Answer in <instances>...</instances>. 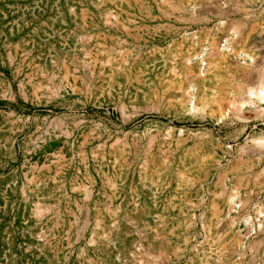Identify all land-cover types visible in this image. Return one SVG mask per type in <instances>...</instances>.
I'll list each match as a JSON object with an SVG mask.
<instances>
[{
	"label": "rangeland",
	"instance_id": "1",
	"mask_svg": "<svg viewBox=\"0 0 264 264\" xmlns=\"http://www.w3.org/2000/svg\"><path fill=\"white\" fill-rule=\"evenodd\" d=\"M263 76L264 0H0V264H264Z\"/></svg>",
	"mask_w": 264,
	"mask_h": 264
},
{
	"label": "bare ground",
	"instance_id": "2",
	"mask_svg": "<svg viewBox=\"0 0 264 264\" xmlns=\"http://www.w3.org/2000/svg\"><path fill=\"white\" fill-rule=\"evenodd\" d=\"M240 32V31H239ZM245 36V35H244ZM248 37V36H247ZM246 39V38H245ZM246 41V40H245ZM230 42V41H229ZM228 45V44H227ZM222 48V47H221ZM215 49V48H214ZM213 49V50H214ZM212 50V49H211ZM227 50V49H226ZM234 51V50H233ZM214 52V51H213ZM247 52H249V51H247ZM251 53V52H250ZM200 54V53H199ZM205 54V53H204ZM217 54H219V53H217ZM254 55V54H253ZM198 56V55H197ZM212 56H214V54H212ZM218 57V56H217ZM245 57H246V55H245ZM219 59V58H218ZM244 60V59H243ZM208 62H209V60H207ZM215 62H217V61H215ZM251 63V62H250ZM210 65V64H209ZM186 68V67H185ZM177 74V73H176ZM184 74V73H183ZM175 81V80H174ZM249 92V91H248ZM252 95H255V96H257L258 98H260V99H264V76H263V78H262V82H261V85L257 88V89H255V90H253L252 92ZM248 94V93H247ZM249 94H250V92H249ZM251 95V94H250ZM226 109V108H225ZM242 246V245H241Z\"/></svg>",
	"mask_w": 264,
	"mask_h": 264
}]
</instances>
